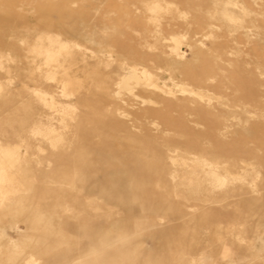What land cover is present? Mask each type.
Returning a JSON list of instances; mask_svg holds the SVG:
<instances>
[{"label":"rangeland","instance_id":"374dc122","mask_svg":"<svg viewBox=\"0 0 264 264\" xmlns=\"http://www.w3.org/2000/svg\"><path fill=\"white\" fill-rule=\"evenodd\" d=\"M0 145V264H264V0H0Z\"/></svg>","mask_w":264,"mask_h":264},{"label":"bare ground","instance_id":"6f19581e","mask_svg":"<svg viewBox=\"0 0 264 264\" xmlns=\"http://www.w3.org/2000/svg\"><path fill=\"white\" fill-rule=\"evenodd\" d=\"M61 39H63V38H61ZM60 39V37H57V36H53V37H49L48 38V47H50V51H53L52 49L56 46V44L57 45H60V48H65V45L63 44V41ZM66 41V40H65ZM70 45H71V43H69ZM67 46H69L68 44H66ZM75 46V45H74ZM77 49V48H76ZM46 54H48V53H46ZM49 54H51V53H49ZM70 54V53H69ZM47 57V56H46ZM49 60H51V57H50V59ZM131 68L129 69V71L124 75V76H122L121 78H119V82L117 83L118 84V87H119V89L121 90L122 88H124V87H127V88H129V84L132 82V81H134V80H136V81H134L135 83L137 82V84H138V86H139V84L141 85L142 83H143V81H142V83H141V78L142 77H145V76H147L148 74H146V70L144 71V70H139V69H137L136 68V65H132V66H130ZM140 68V67H139ZM143 79V78H142ZM133 83V82H132ZM131 83V84H132ZM62 85H64V84H62ZM67 86V85H66ZM136 87V86H135ZM141 87H143V86H141ZM147 87V86H146ZM158 88V87H157ZM119 89H118V93L120 92L119 91ZM159 89V88H158ZM185 90V89H184ZM188 90V89H187ZM165 94H167V95H170V94H172L171 92H165V91H163ZM184 92V91H183ZM36 94H37V92H35ZM118 93H116V94H118ZM129 93H130V95L133 97V99H135V100H139L140 99V97L138 96V95H135L134 93H133V90H132V88L129 90ZM184 93H186V92H184ZM120 94V93H119ZM118 94V95H119ZM38 95H40V94H38ZM38 95H36V96H38ZM118 95H116V96H118ZM190 96H193V95H195V93L194 92H191V94H189ZM119 97H120V95H119ZM141 100V99H140ZM44 102V101H43ZM145 102L146 103H149V102H151V101H148V100H142V104H145ZM153 103V102H152ZM154 105V104H153ZM66 106V105H65ZM55 107V106H54ZM52 108V107H51ZM55 111V110H54ZM56 112V111H55ZM150 124H152V125H154V123L153 122H151ZM156 126V125H155ZM56 145V144H55ZM8 147H9V145H8ZM8 147L7 146H3V145H0V152L2 153V152H10V150H8ZM17 147V146H16ZM54 148H56V147H54ZM193 148V147H192ZM178 149H179V147H175L174 149H168V155H169V158H168V160L172 163L173 161H175V159L173 160L172 159V157L174 158L175 157V155H177L176 153L178 152ZM13 152H14V150H13ZM4 155V154H3ZM233 157V156H232ZM234 158V157H233ZM182 161H185V158H183V159H181ZM196 162V161H195ZM99 164L98 165H100V166H103V164H102V162H98ZM102 164V165H101ZM2 165V164H1ZM173 166V165H172ZM206 166H208V165H206ZM228 165H226V167H227ZM230 166H235V164H231ZM6 172V171H5ZM201 173H203V174H206L205 173V170L203 169V170H201L200 171ZM192 174V173H191ZM15 175V174H14ZM234 176V175H233ZM233 176H231V178L233 177ZM223 180V179H222ZM82 181V185H86V186H91V187H94L96 190H102L101 188H103V190H105L106 192H107V194L105 195V200H107V201H111V202H113V203H115V202H117V203H120L121 205H123V207H127V205L128 204H135L136 206H137V208L139 209V208H144L145 210H148V211H150V210H155V211H157V210H159V211H163V209L164 210H166L167 208H168V205L166 204V203H164L163 204V202L161 203V205L159 206V205H156V202H154V200H152V199H150L151 197H150V195H146V196H144L142 193H141V189H143V187H142V184H141V182H138V181H135V180H133V179H128V178H120L119 179V181H117L116 180V182H114V181H112V178H107V179H105V181L103 180L102 182H99L100 183V185L98 186V184L96 183V181H92V180H87V179H83V180H81ZM231 185V184H230ZM229 185V186H230ZM228 186V187H229ZM232 186V185H231ZM264 188V187H263ZM117 189H119L120 191H122V192H125L126 190H132V189H136L137 191H139L137 194H135V195H133V196H130V195H126L125 193H121V194H115V191L117 190ZM225 189V188H224ZM233 190V189H232ZM264 190V189H263ZM234 191V190H233ZM128 192V191H127ZM236 192V191H235ZM130 196V197H129ZM262 198H261V200L263 201L264 200V193H262ZM222 198H224L223 196H222ZM221 198V199H222ZM220 199V200H221ZM223 202H225V203H227L226 202V200L224 199V200H222ZM215 202L216 203H218L216 200H215ZM214 202V203H215ZM222 202V203H223ZM157 204H158V202H157ZM230 205V204H229ZM161 208V209H160ZM127 209V208H126ZM166 223H164V224H158V225H156L155 227H154V229H156V230H158L159 232H160V230L161 229H166V227H164V225H165ZM171 225V224H170ZM167 226V227H169V230L171 231V230H174V229H176V227L175 226ZM143 227H146V226H144L143 225ZM178 230H179V228H178ZM163 231H166V230H163ZM131 235H136V233H132ZM126 236L128 237L129 235L128 234H126ZM132 236V237H133ZM91 245V247H90V253H94V252H98V251H101L102 249L104 250V249H107L106 250V252H109V250H114L113 252L115 253V254H118L117 252L118 251H120V249H121V243H119V242H117V240H112V243L110 244L108 241L106 242H104V243H100V242H98V241H94L93 243H91L90 244ZM123 245V244H122ZM125 250H127L128 249V251H131V249H129V245L127 244V245H125ZM131 248H132V246H131ZM133 250V249H132ZM122 252H123V250H122ZM132 252V251H131ZM105 253V252H104ZM120 256H118L117 258H119ZM122 257V256H121ZM123 258V257H122ZM116 260H118V259H116ZM97 261H98V259H96L95 261H92V263H90V264H96L97 263ZM103 261H105V262H109L108 264H120V262H121V260H119V262H116V261H111V260H109V259H107V258H102V262ZM111 261V262H110ZM124 261V260H123ZM86 263H88V262H86Z\"/></svg>","mask_w":264,"mask_h":264},{"label":"crops","instance_id":"0c3cea01","mask_svg":"<svg viewBox=\"0 0 264 264\" xmlns=\"http://www.w3.org/2000/svg\"><path fill=\"white\" fill-rule=\"evenodd\" d=\"M107 255L113 256L112 254H109V253L103 254L102 256H107ZM67 262H68L67 259H65V257H63L61 259H53L51 264H67Z\"/></svg>","mask_w":264,"mask_h":264}]
</instances>
